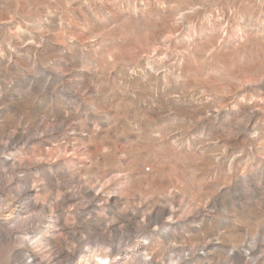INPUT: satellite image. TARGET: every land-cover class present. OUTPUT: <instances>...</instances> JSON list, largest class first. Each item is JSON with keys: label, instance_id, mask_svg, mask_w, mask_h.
I'll list each match as a JSON object with an SVG mask.
<instances>
[{"label": "rangeland", "instance_id": "obj_1", "mask_svg": "<svg viewBox=\"0 0 264 264\" xmlns=\"http://www.w3.org/2000/svg\"><path fill=\"white\" fill-rule=\"evenodd\" d=\"M0 143V232L74 177L62 221L99 254L166 208L148 260L264 264V0H0Z\"/></svg>", "mask_w": 264, "mask_h": 264}, {"label": "bare ground", "instance_id": "obj_2", "mask_svg": "<svg viewBox=\"0 0 264 264\" xmlns=\"http://www.w3.org/2000/svg\"><path fill=\"white\" fill-rule=\"evenodd\" d=\"M19 138L18 135L13 134L8 137V140L13 142ZM6 150L7 148L0 143V155L4 154ZM42 163L43 161L40 160L35 165L40 166ZM11 172H15V167L11 168ZM69 182L76 183L77 181L74 177H69L61 185H52L53 189L64 191L60 200L54 203L42 202L35 186L25 187L21 194L15 199H11L10 205L14 206V212L8 214L4 219L2 224L5 231L0 233L7 236L6 239L20 241L22 247L8 256L10 264H171V261L173 262L172 259L161 262L155 261L154 258L148 260L143 253L146 249L144 241L148 239V230L153 225L156 227L166 225L164 217L173 215V211L166 208L160 211L161 218L154 221L149 218L146 223L136 227L133 226L135 222L133 215L126 220L124 227H119L116 224L104 227L105 231H100L101 236L97 239V244L108 247L104 253L99 254L98 245H95L93 249L86 248L85 240L79 236L81 228H69L62 221L61 208L74 200V195L65 191ZM17 218L20 219V223L18 227H13L12 224ZM32 229L37 236L33 241L21 237ZM106 231L112 235L106 237ZM57 233L75 239V244L70 248L63 241V244H59L58 238H55ZM234 257L239 264H246L240 254L235 253ZM173 264H187V260L182 258L174 261Z\"/></svg>", "mask_w": 264, "mask_h": 264}]
</instances>
